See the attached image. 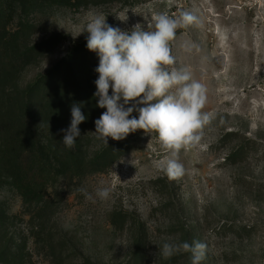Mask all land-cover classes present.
<instances>
[{
  "label": "rangeland",
  "instance_id": "obj_1",
  "mask_svg": "<svg viewBox=\"0 0 264 264\" xmlns=\"http://www.w3.org/2000/svg\"><path fill=\"white\" fill-rule=\"evenodd\" d=\"M181 12L199 24L177 29L174 67L189 68L204 84L202 111L211 117L198 145L179 153L184 175L169 179L158 167L166 152L157 134L138 129L120 140L127 150L108 171L72 182L56 176L42 204L26 203L7 177L0 232L13 238L17 254L0 264H137L139 225L118 229L111 221L117 209L146 224L139 264H190V253L159 254L165 243L184 241L207 245L200 264H264V0H72L37 7L30 15L33 39L67 38L26 69L22 85L87 40L86 26L97 16L122 30L139 24L151 31L157 14ZM185 44L196 47L186 52ZM95 130L94 123L86 133L91 155L104 144ZM104 188L109 195L101 199L97 191Z\"/></svg>",
  "mask_w": 264,
  "mask_h": 264
},
{
  "label": "trees",
  "instance_id": "obj_2",
  "mask_svg": "<svg viewBox=\"0 0 264 264\" xmlns=\"http://www.w3.org/2000/svg\"><path fill=\"white\" fill-rule=\"evenodd\" d=\"M71 2L0 0V187L8 177L28 204L44 203L56 176L72 182L91 173L108 171L128 147L123 141H110L89 154L86 133L106 109L97 107L98 98L93 95L99 57L87 49V40L73 43L68 55L51 70L22 85L26 69L67 38L54 34L45 41H35L36 24L30 19L31 13L37 7ZM17 19L19 22L13 28ZM81 102L87 120L78 126L81 136L75 147L67 149L60 130L70 126L71 105ZM4 215L0 206V223ZM111 221L118 229H124L128 223L139 225V264L147 239L146 224L124 209L115 210ZM13 241L0 232V262L7 263L16 256ZM90 261L86 262L91 264Z\"/></svg>",
  "mask_w": 264,
  "mask_h": 264
},
{
  "label": "clouds",
  "instance_id": "obj_3",
  "mask_svg": "<svg viewBox=\"0 0 264 264\" xmlns=\"http://www.w3.org/2000/svg\"><path fill=\"white\" fill-rule=\"evenodd\" d=\"M193 23L199 24L198 18L189 12H181L176 17L160 13L154 17V30H146L139 24L131 30H122L97 16L85 29L89 33L86 47L99 57L93 95L98 98L97 107L106 109L95 120L93 133L105 145H108V137L120 141L138 129L156 133L166 152V158L158 167L169 179L184 175L179 153L198 145L202 129L211 119L202 111L207 102L204 84L193 78L189 68L174 67L176 58L172 55V43L176 31ZM183 47L191 52L196 46L185 44ZM129 102L133 103L125 107ZM82 103L71 105L70 126L60 130L64 133L62 143L67 149L75 147L81 136L78 126L87 120L81 111ZM134 111L138 118L132 116ZM78 191L91 198L85 189ZM108 195L107 188L97 191L101 199ZM206 248L207 245L200 241L165 243L159 254L170 259L180 253H190V264H200Z\"/></svg>",
  "mask_w": 264,
  "mask_h": 264
}]
</instances>
